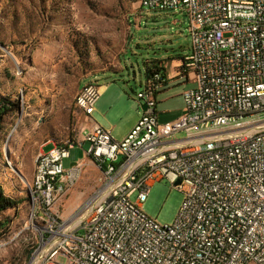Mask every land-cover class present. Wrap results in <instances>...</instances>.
Masks as SVG:
<instances>
[{
  "label": "built area",
  "instance_id": "2783aa9c",
  "mask_svg": "<svg viewBox=\"0 0 264 264\" xmlns=\"http://www.w3.org/2000/svg\"><path fill=\"white\" fill-rule=\"evenodd\" d=\"M140 7L187 17L183 67L194 87L182 94L183 113L159 123L165 77L152 66L135 94L146 109L122 140L83 126L78 145L89 147L71 169L64 162L74 144L41 151L31 222L46 246L31 264H264V0H141ZM99 97L97 83L83 84L77 107L89 121ZM84 160L98 169L99 184L64 219L54 207ZM164 180L183 194L171 225L142 210Z\"/></svg>",
  "mask_w": 264,
  "mask_h": 264
},
{
  "label": "rangeland",
  "instance_id": "374dc122",
  "mask_svg": "<svg viewBox=\"0 0 264 264\" xmlns=\"http://www.w3.org/2000/svg\"><path fill=\"white\" fill-rule=\"evenodd\" d=\"M140 2L0 0V98L18 105L0 122V185L19 202L0 211V264H30L40 245L41 235L32 231L38 222H31L27 190L42 149L74 144L64 162L71 169L89 147L78 145L81 128L90 126L76 103L82 85H112L108 101L96 104L104 111L113 103L108 118L115 124L114 138L122 140L141 111L135 94L146 81V68L165 54L168 41L186 37V16L177 15L182 23L173 25L169 12L142 10ZM187 43L182 39L175 48ZM181 107L178 99L161 103L160 120L170 121ZM83 162L80 175L54 207L64 219L99 184L98 169L90 160ZM182 202L181 191L164 180L151 187L142 210L159 224L171 225Z\"/></svg>",
  "mask_w": 264,
  "mask_h": 264
},
{
  "label": "crops",
  "instance_id": "0c3cea01",
  "mask_svg": "<svg viewBox=\"0 0 264 264\" xmlns=\"http://www.w3.org/2000/svg\"><path fill=\"white\" fill-rule=\"evenodd\" d=\"M169 13H170L169 16L174 18L173 25L182 23L181 21H177L175 18L177 15H184L183 13H180V12H169ZM187 26H186V37H182V38L180 37L175 40L168 41L167 47L164 50L165 54H161L160 55L161 57L159 56L158 59L152 60V62H155L156 64H160V66L163 69V73L165 77V82L163 86L159 89L158 93L156 94L157 109L161 103L167 102V101H173V100L178 99L180 103H182L181 109L175 114V116L170 121H165V122L161 121L160 120L161 113L157 111L158 121L161 124L172 122L176 120L183 113L182 94L186 90H189L194 87L193 76L185 72L184 67H183V58L187 54L189 42H190L189 37L187 35ZM179 33L182 35V32H179ZM182 39L188 40L187 45L179 46L178 48H175L176 43ZM99 86H100V97L97 103L100 102V100L102 99L103 100L105 99L107 102L108 97L106 96L108 95L112 85L101 84ZM112 105L113 103L110 104L108 107H106L104 111H101L97 107V104H96L95 110L93 114L91 115L90 126L92 124L99 125L100 127L109 130L111 135L114 137L113 130H114L115 124L112 123L108 118L109 109H111ZM96 113L99 115L97 118L95 116ZM140 117H141V111L134 114V120L131 123V125L128 127V130L125 136L134 127V125L137 123ZM1 190H2L4 197L14 200L15 197H13L12 193H10V191L7 189L5 185L1 186Z\"/></svg>",
  "mask_w": 264,
  "mask_h": 264
},
{
  "label": "trees",
  "instance_id": "16d2710c",
  "mask_svg": "<svg viewBox=\"0 0 264 264\" xmlns=\"http://www.w3.org/2000/svg\"><path fill=\"white\" fill-rule=\"evenodd\" d=\"M153 68L155 71L162 72L163 69L160 64H154ZM146 77L152 74L151 68L147 67L145 70ZM164 74V73H163ZM18 108V105L15 101H11L8 98L1 97L0 98V122L2 121L3 117L9 113L15 111ZM19 205V202L16 200H12L9 198L4 197V195L0 198V211L16 208ZM32 250V249H31ZM29 255L31 254V251Z\"/></svg>",
  "mask_w": 264,
  "mask_h": 264
},
{
  "label": "bare ground",
  "instance_id": "6f19581e",
  "mask_svg": "<svg viewBox=\"0 0 264 264\" xmlns=\"http://www.w3.org/2000/svg\"><path fill=\"white\" fill-rule=\"evenodd\" d=\"M82 89L83 86L80 88L76 103L77 105H79L80 103V99L82 96ZM57 145H62V144H57ZM38 157V156H37ZM37 157L35 160V165L37 164ZM8 165H10L9 160L7 161ZM35 173V171H34ZM35 187V179H34V175H33V182L32 185L28 186V190H27V194H28V198H29V202H30V208H31V218H32V212H33V208L35 206V197L32 193L33 188ZM3 196L2 190H1V186H0V198ZM50 220H52V216L49 214H41L40 215V222H42L43 224H52V222H50ZM41 246H46V235H41L40 237V245L38 248H36L34 250V253H37L38 250L40 249ZM31 262H32V258H31ZM31 264V263H30Z\"/></svg>",
  "mask_w": 264,
  "mask_h": 264
},
{
  "label": "water",
  "instance_id": "95a60500",
  "mask_svg": "<svg viewBox=\"0 0 264 264\" xmlns=\"http://www.w3.org/2000/svg\"><path fill=\"white\" fill-rule=\"evenodd\" d=\"M141 109H142V110H145V109H146V107L143 105V106H141Z\"/></svg>",
  "mask_w": 264,
  "mask_h": 264
}]
</instances>
